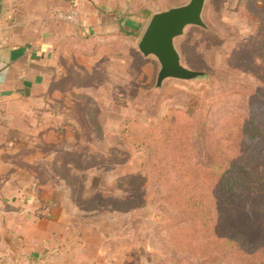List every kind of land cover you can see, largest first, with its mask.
<instances>
[{
  "label": "rangeland",
  "instance_id": "1",
  "mask_svg": "<svg viewBox=\"0 0 264 264\" xmlns=\"http://www.w3.org/2000/svg\"><path fill=\"white\" fill-rule=\"evenodd\" d=\"M188 1L127 0L119 28L58 43L47 105L30 126L39 137L7 159L10 174L34 176L13 207L26 236L31 223H54L40 263L264 264V136L240 134L264 117V0H206L205 28L174 41L181 64L205 76L156 88L159 64L137 45L153 14ZM166 127L169 144L145 140ZM221 150L252 190L214 188ZM129 173L142 177L132 191L120 181Z\"/></svg>",
  "mask_w": 264,
  "mask_h": 264
},
{
  "label": "crops",
  "instance_id": "2",
  "mask_svg": "<svg viewBox=\"0 0 264 264\" xmlns=\"http://www.w3.org/2000/svg\"><path fill=\"white\" fill-rule=\"evenodd\" d=\"M72 9L79 11L78 26L54 17L57 10ZM126 9L127 0H0V264L15 258L25 259L23 264H42V243L54 224L31 223L26 236L13 207L24 204L17 196L34 176L10 174L7 159L25 153L26 143L39 137L30 126L47 105L44 94L55 73L57 45L72 30L100 34L119 28ZM137 19L133 24H140Z\"/></svg>",
  "mask_w": 264,
  "mask_h": 264
},
{
  "label": "water",
  "instance_id": "3",
  "mask_svg": "<svg viewBox=\"0 0 264 264\" xmlns=\"http://www.w3.org/2000/svg\"><path fill=\"white\" fill-rule=\"evenodd\" d=\"M205 3L206 0H189L183 5L152 15L137 49L143 57L153 56L159 64L156 88H160L167 79L192 81L205 76L204 73L188 69L181 64L174 44L175 39L183 35L186 27L205 28L202 19Z\"/></svg>",
  "mask_w": 264,
  "mask_h": 264
},
{
  "label": "trees",
  "instance_id": "4",
  "mask_svg": "<svg viewBox=\"0 0 264 264\" xmlns=\"http://www.w3.org/2000/svg\"><path fill=\"white\" fill-rule=\"evenodd\" d=\"M204 120V118L202 119ZM264 117L262 116H256L255 120H245V122L242 124L241 132L243 139H246L247 141H254L258 140L259 138L264 136ZM167 127L162 132L161 130H153L151 133L147 134L145 137V140L147 139H155L161 143H166V141H169V134H168ZM147 132V131H146ZM167 143L169 144L170 142ZM223 150V149H222ZM220 151L218 161H215L213 166L210 168V177L214 180L213 186L217 190L220 191V193L223 196H232L233 194H236V191L239 190H252L254 188V183L251 174L248 172V170L240 165L238 162H236L232 158H226L225 152ZM138 178H142L140 174H126L122 175L120 177L121 185L126 186L127 189H131V191L134 189V187L137 186ZM131 184V185H129ZM147 184V183H146ZM146 184L144 182V187H146ZM129 185V187H128ZM67 239L64 240V243L54 241L52 246L50 247V250H58L60 248H63V245L67 244ZM45 245H49V242ZM262 258L264 260V249Z\"/></svg>",
  "mask_w": 264,
  "mask_h": 264
},
{
  "label": "built area",
  "instance_id": "5",
  "mask_svg": "<svg viewBox=\"0 0 264 264\" xmlns=\"http://www.w3.org/2000/svg\"><path fill=\"white\" fill-rule=\"evenodd\" d=\"M56 17L62 21L75 23L78 20V13L74 10L70 11H59L56 13Z\"/></svg>",
  "mask_w": 264,
  "mask_h": 264
}]
</instances>
